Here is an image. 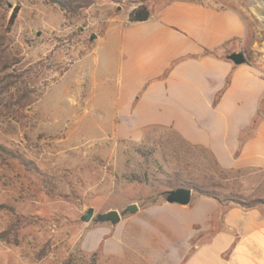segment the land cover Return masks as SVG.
I'll return each mask as SVG.
<instances>
[{"label": "rangeland", "instance_id": "obj_1", "mask_svg": "<svg viewBox=\"0 0 264 264\" xmlns=\"http://www.w3.org/2000/svg\"><path fill=\"white\" fill-rule=\"evenodd\" d=\"M138 1L151 0L98 1L70 15L42 0H0V144L10 151L0 154V232L15 219L8 207L35 220L20 229L18 245L0 240V264H127L99 247L81 248L88 228L90 243L101 228H93L102 224L95 215L162 202L168 187L186 182L264 199V171L221 170L207 151L168 129L146 128L140 142L113 136L105 114L112 94H94L91 76L112 71L113 61L103 55L105 43L93 49L111 18ZM243 6L255 41L243 52L264 68V22L254 0ZM18 156L45 177L27 173ZM89 208L93 218L82 222Z\"/></svg>", "mask_w": 264, "mask_h": 264}, {"label": "crops", "instance_id": "obj_2", "mask_svg": "<svg viewBox=\"0 0 264 264\" xmlns=\"http://www.w3.org/2000/svg\"><path fill=\"white\" fill-rule=\"evenodd\" d=\"M148 5L147 21L128 23L136 4L111 18L93 49L105 43L103 55L113 61L112 71L91 75L94 94H112L105 114L113 136L140 142L146 128L168 129L207 151L221 170L264 171V68L243 52L255 46L243 0ZM233 52L245 62L227 59ZM97 227L95 241L90 227L81 248L99 247L127 264H264V204L245 208L191 194L184 207L151 203Z\"/></svg>", "mask_w": 264, "mask_h": 264}, {"label": "trees", "instance_id": "obj_3", "mask_svg": "<svg viewBox=\"0 0 264 264\" xmlns=\"http://www.w3.org/2000/svg\"><path fill=\"white\" fill-rule=\"evenodd\" d=\"M42 1L58 6L66 14L68 13L70 15H75L79 13L82 9H86L89 6H91L93 3L98 1H109L113 3H119L121 0H42ZM148 2L149 1H140L139 3L138 2L135 3L136 6L128 13L127 16L128 23L144 22L150 18L151 12ZM16 13L17 11L14 10L9 22H13V20L16 17ZM215 53H216L215 51L204 52V54L206 55L208 54L215 55ZM226 83H228V80L226 81ZM2 89L3 88L0 87V93ZM0 154L10 155V151H8V149H6L4 146L0 144ZM15 158H17L20 161L21 165L24 167V170L27 173L32 174L37 179L40 178L42 179L45 177L44 174H42V172L36 169V167H34L30 161L26 160L22 156H18ZM179 187L190 188L193 190V192L196 195L199 196L211 197L221 203L238 204L245 208H251L260 204H264V199H260V198L246 199L240 196L239 194H235L232 192L226 193L220 191L219 193H217L218 192L217 189H221L219 185L212 186L211 190H205L197 187L196 185H193L192 183L186 182L179 185ZM168 189H175V188L168 187ZM7 211H9L12 214V216L15 217V219L8 226L6 230L0 232V240L4 241L7 244L18 245L19 243L18 235L20 229L24 228L25 226L35 224V220L31 217L20 215L19 213L16 212V210L13 207H8ZM65 264H69V263L66 262Z\"/></svg>", "mask_w": 264, "mask_h": 264}, {"label": "water", "instance_id": "obj_4", "mask_svg": "<svg viewBox=\"0 0 264 264\" xmlns=\"http://www.w3.org/2000/svg\"><path fill=\"white\" fill-rule=\"evenodd\" d=\"M254 1L256 2V14L264 22V0ZM94 37L95 35L92 34L91 38ZM226 57L236 65L243 64L245 62V57L242 52H233ZM192 192V189L186 187L168 189L164 192L163 199L168 204H177L184 207L190 202ZM137 210L138 207L136 204H129L121 212H118L117 210H109L95 215L94 218L99 223H110L112 225H116L120 221L121 216L125 215L126 213H135ZM93 215V208H89L86 213L80 217V220L82 222H88L93 218Z\"/></svg>", "mask_w": 264, "mask_h": 264}]
</instances>
